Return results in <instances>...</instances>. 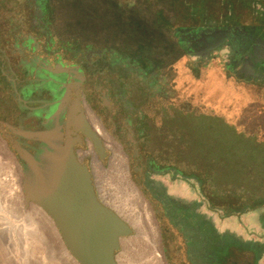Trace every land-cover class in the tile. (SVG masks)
<instances>
[{"label":"rangeland","instance_id":"rangeland-1","mask_svg":"<svg viewBox=\"0 0 264 264\" xmlns=\"http://www.w3.org/2000/svg\"><path fill=\"white\" fill-rule=\"evenodd\" d=\"M143 1L149 13L151 8L155 10L153 38L160 34L168 36L157 40L156 45L170 42L168 48L164 47L170 50H158L160 53L153 55L152 50H126L119 44L107 49L97 48L91 36L101 21L104 26L99 35L107 38L111 35L113 11L108 0L93 3L96 6L91 5V0H48L49 15L44 11L42 0H0V122L8 123L13 113H17L15 96L6 83L12 79L20 57L29 59V53L13 54L14 45L22 50L23 37H38L42 43L38 51L42 58L48 55L46 47L51 48L53 57L59 56L64 61H70L72 55L88 57L87 61L93 65V88L89 93L93 104L98 95L107 94L114 86L117 96L111 97L109 102L113 108L135 112L149 123L155 117L152 132L143 136L136 133L131 138L137 142L141 137H148L143 146L134 148L125 139L123 122L128 117L131 121L136 115L119 117L115 123L117 129H114L110 116L99 111L101 122L97 121L98 127L104 134H98L108 156L102 161L91 148L86 153H94L98 163L108 169L113 152L107 138L120 148L135 192L133 197L146 207L150 206V217L160 238L158 253L163 263L217 264L219 260L218 264H254L253 256L246 250L255 246L259 249L257 264H264V145L248 137H239L237 129L211 115L202 116L204 111L198 115L183 111L191 108L182 109L177 99L167 95V80L156 66L167 68L178 58L185 66L180 81L204 85L209 78L213 79L221 94L217 98L254 106L259 108L258 113L264 112L260 109L264 108V71L260 73L262 77H254L232 64L233 50H238L244 43V32L238 34L239 29L233 37L229 36L231 33L226 34L228 41L207 54L185 52L184 46L179 44L177 34L181 31L202 34L227 26L239 27L236 21L218 23L217 18H208L204 22L196 18L197 23L192 24L187 15L176 14L173 2L170 3L171 13H163L160 4L167 1ZM259 10V6L255 7L256 12ZM250 17L252 23L248 28L264 26L263 15L255 13ZM147 29L145 27L144 38L149 46L154 41L151 29ZM47 32L53 40L52 45H46L51 43ZM111 41L109 38L105 46ZM102 53L106 54L104 63L98 60ZM147 55L156 62L155 67L147 63ZM91 123L97 130L93 119ZM232 136L237 142L233 145L225 143ZM133 150L135 156H132ZM147 158L158 167L146 165ZM89 163L93 172L91 159ZM156 170L160 173L156 174ZM93 178L99 200L118 213L101 197L104 190L101 191L98 184L102 180L96 179L94 174ZM199 178L203 181L202 186L197 182ZM105 181H102L105 185L115 183V179ZM21 184L16 157L0 135V264H73L64 254L53 225L33 208H25ZM208 223L210 229L203 225ZM135 235L133 232L125 239ZM233 244L238 248L225 257L227 247ZM189 247L192 257H186ZM137 251L136 243L126 248L121 244L116 255L118 263L125 264ZM220 255L224 256L220 258Z\"/></svg>","mask_w":264,"mask_h":264},{"label":"flooded vegetation","instance_id":"flooded-vegetation-1","mask_svg":"<svg viewBox=\"0 0 264 264\" xmlns=\"http://www.w3.org/2000/svg\"><path fill=\"white\" fill-rule=\"evenodd\" d=\"M239 29L238 34L244 32L242 37L244 43L240 45L241 48L238 50H233V65H238L242 68L243 73L254 75V77H262L261 72L264 71V26L262 27H225L221 29H215L213 31L208 30L202 34H190L187 41L189 43L188 50L190 52L198 54H207L213 49L220 47L223 42H227V35L235 36ZM242 31V32H241ZM23 46L22 50L16 45L13 46V54L21 56L22 53H29V59L26 61L23 57H20L18 65L15 67V72L12 74V79L8 80L6 84L12 89V92L15 96L17 113H13L12 119L8 123L0 122V129L9 136L14 142H16L22 149L29 152L31 155L36 156L41 152V145L37 142L27 141L16 137L13 135L5 125L12 126L15 129L24 130V131H43L46 128L52 125L50 117L55 114L59 107V103L64 99L68 98V102L59 116V123L61 126L67 121L68 117H71L75 120H78L80 124L77 125V131L73 127H70V131L73 132V137L81 138L82 145H76L74 147L77 156L79 153H86L89 148L95 151L93 143L83 134L87 132V128L80 121L81 115L85 117L86 122L91 127V130H95L92 126L91 120L95 118L96 121L101 122L100 112H105L110 116L109 121L114 124L113 128L117 129L116 120L123 115H136L131 121L125 120L123 122V130L125 132V139L134 146H143L148 137H141L137 142L131 139L136 133L140 136H143L147 133L153 131V119L149 123L146 118L142 116H137V113H128L127 110H119L111 106L110 98L116 97L117 92L114 86H111L107 94L98 95L94 104L90 99V90L93 84V65L90 60L87 61L88 57L84 56L82 58L72 55L70 61H64L59 56H54L50 52L51 48L46 47L48 55L45 58L39 56L38 52L41 48V41H39L37 36L28 35L23 37ZM34 39L35 42L32 41ZM234 46V41H232ZM37 44V46H36ZM47 45V44H46ZM76 56V57H75ZM51 57V59L49 58ZM106 54L102 53L99 56V61L104 63ZM45 64L49 65L51 68H55L56 65L60 64L64 68H76V72L80 75L73 74H60L53 75L45 71ZM21 101V102H20ZM150 103V102H149ZM123 116V117H124ZM144 116V115H143ZM146 116V115H145ZM49 120V121H48ZM64 132L65 130L62 129ZM0 135L3 140L7 143L8 147L11 149L12 153L16 157L18 162V167L20 168L22 179H23V163L19 160L15 150L12 145L9 143V140L6 139L0 131ZM101 138V137H100ZM89 142V143H88ZM102 145L103 140L101 139ZM105 157L108 156V151L103 145ZM135 150L132 151V156H135ZM82 164L86 165L90 172H92L90 167V158L83 157L81 158ZM146 165L158 167L153 160L147 158L144 162ZM155 173H160L159 170H156ZM94 180V178H93ZM199 186L203 184L201 178L197 181ZM204 192V191H203ZM164 204V203H163ZM164 210L167 208L163 206ZM264 222V218H262ZM204 227L209 228L211 224H203ZM213 234V232L211 231ZM238 246L236 244L229 245L226 249V256L231 253V250H236ZM225 255V254H224ZM224 255H220L222 258ZM193 253L191 247L187 249L186 257H192Z\"/></svg>","mask_w":264,"mask_h":264},{"label":"water","instance_id":"water-1","mask_svg":"<svg viewBox=\"0 0 264 264\" xmlns=\"http://www.w3.org/2000/svg\"><path fill=\"white\" fill-rule=\"evenodd\" d=\"M44 69L53 75L80 77L76 68H64L60 64L54 69L45 64ZM67 102L68 98H64L59 103L49 119L52 125L43 131H24L5 125L16 137L39 143L41 152L36 156L0 131L23 163L21 190L25 208L35 209L53 225L68 259L73 264H119L116 255L121 249V240L132 236L134 230L99 200L93 172L82 164L74 150L76 145H82V141L73 137L70 127L81 131L76 128L80 123L72 116L67 118L64 126L59 123ZM80 118L87 128L83 134L93 143L103 161L105 153L99 134L91 130L83 114Z\"/></svg>","mask_w":264,"mask_h":264},{"label":"trees","instance_id":"trees-1","mask_svg":"<svg viewBox=\"0 0 264 264\" xmlns=\"http://www.w3.org/2000/svg\"><path fill=\"white\" fill-rule=\"evenodd\" d=\"M48 0H42L45 4V13L46 15H49L51 13L50 7L46 4ZM163 1H169L170 3L173 2L175 6L176 14L180 15V12L182 15H187L189 17L190 23H197L196 18L198 20H203L204 22L206 19H215L219 21H230L237 22L240 26H250L251 25V17L255 13H259L260 15L264 16V0H238L239 4L235 0H163ZM242 1V2H240ZM259 6L260 10L259 12L255 11V7ZM173 7H165L163 6L161 8L163 13H171V9ZM230 15V17H229ZM229 17V18H228ZM186 22V21H183ZM199 24V23H198ZM48 21L45 20V27L48 29ZM106 31V29H105ZM188 31V30H187ZM181 31L177 34L179 44L183 45L185 52L192 53L188 50L189 43L187 41L188 37L190 38L191 32ZM109 33L114 34L112 30H109ZM47 37L51 39L49 32H47ZM110 36V37H111ZM92 37V36H91ZM162 37H168L166 34H160L155 39L153 38L152 44L147 46V42L144 38V45L143 46H136L135 43L132 42L131 45L125 46L126 50H152L153 55H156L157 53H160L158 50H170V49H164L168 48L166 46L170 45V42H168V45H156V41L159 40ZM111 43H118L121 44L120 36L112 37ZM50 44L52 45L53 40H49ZM99 45L97 48H104L107 49L108 47H111L110 45L106 44V40L99 41ZM115 44V45H118ZM138 44L142 45L139 41ZM173 44V42H172ZM102 45V46H101ZM133 45V46H132ZM90 43L88 47H90ZM94 47V46H93ZM123 48V47H122ZM145 59L147 63L155 67L157 64L154 60L151 59V55L145 56ZM219 63V62H218ZM181 60L178 58H175V61L173 64H171L169 67L165 68H159L156 66V69L161 75L165 77L167 80V89L166 93L167 95L171 96L173 99H177L178 106L182 107V109L186 107H190L191 110L184 109L183 111L188 112L191 111L193 113H198L200 111H204L201 113L202 116H209L211 115L214 119L219 118L221 121L223 120L225 125L230 126L231 128L234 127L239 132V137H248L251 139H254L255 142L259 145H264V112L258 113V109L254 106H245L240 101L236 100H226V99H219L217 98L218 95H221L219 92V88H217L218 84L215 82V80L210 79L207 80L208 83L204 85H200L199 83L193 82H182L180 81L181 75L185 71V66L182 65ZM221 66V64H218ZM223 67V66H221ZM224 69V68H223ZM200 97V99L195 100L194 97ZM203 100L201 99L202 97ZM172 103V102H171ZM200 109V110H199ZM260 109H263L261 107ZM153 112H155V108L153 109ZM192 113V114H193ZM233 113V114H232ZM237 113V114H236ZM208 114V115H207ZM213 114V115H212ZM199 117V116H198ZM234 129V130H235ZM259 137L260 139H258ZM237 141L236 139L229 138L225 143L235 144ZM251 254V253H250Z\"/></svg>","mask_w":264,"mask_h":264},{"label":"bare ground","instance_id":"bare-ground-1","mask_svg":"<svg viewBox=\"0 0 264 264\" xmlns=\"http://www.w3.org/2000/svg\"><path fill=\"white\" fill-rule=\"evenodd\" d=\"M92 119L93 124L96 126L97 133L104 134L98 127L99 123L95 118ZM107 139L110 144L109 149L113 152L110 163L107 165L109 166L108 169H105L98 163L94 153L79 154H82L81 158L88 157L91 159L93 174L96 179H99V181L102 180L105 183V180L115 179V183L112 186L108 184L105 185L102 181L101 184L98 185H101V191L104 190L101 195L102 199L117 210L118 214L133 228L136 234L131 239L121 240V244L124 248L133 245V243H136L139 247V251H137L133 257L127 259L125 264H164L163 258L158 253L161 246L160 238L150 217V206L147 203L149 208L146 207L142 201L140 202L139 199L133 197L135 192L127 176L123 154L120 148L117 147L110 138ZM34 210L35 209H33V211Z\"/></svg>","mask_w":264,"mask_h":264},{"label":"crops","instance_id":"crops-1","mask_svg":"<svg viewBox=\"0 0 264 264\" xmlns=\"http://www.w3.org/2000/svg\"><path fill=\"white\" fill-rule=\"evenodd\" d=\"M101 0H91V5H94L93 3H98ZM110 3L108 6L110 7L112 13L111 18V29L114 34H112L111 37H117L120 36L121 41V47L125 48L128 45H131L132 42L136 44V46H143L144 45V32L145 27L146 30H149L147 28L151 29V35L152 39L155 32V10L154 8L149 10L145 6L143 0H108ZM165 2V1H163ZM101 3V2H100ZM163 5L167 8H171L172 4H170L169 1L167 3L160 4V6ZM96 6V5H94ZM153 7L155 4L152 5ZM115 11V12H114ZM100 19V18H99ZM98 20V19H97ZM104 22V21H103ZM103 22L101 21V25H99L97 28H94V34L91 38H93L94 43H97V46L99 45L98 41L106 40V42L111 39L105 37H101L99 35V32L103 29ZM96 23H99V21H96ZM95 23V24H96ZM138 41L142 44H138ZM111 43V42H110ZM110 43L108 45H110ZM118 44V43H111V46ZM133 46V45H132ZM264 229V227H262ZM258 248L253 247L249 248L246 251L248 253H251L253 256L254 264H257V259L259 257ZM220 261L217 260V264Z\"/></svg>","mask_w":264,"mask_h":264}]
</instances>
